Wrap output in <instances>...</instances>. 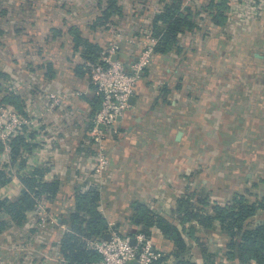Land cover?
<instances>
[{"label":"crops","instance_id":"crops-1","mask_svg":"<svg viewBox=\"0 0 264 264\" xmlns=\"http://www.w3.org/2000/svg\"><path fill=\"white\" fill-rule=\"evenodd\" d=\"M107 1L0 0V72L8 75L0 90L22 95L28 113H42L44 121L36 162L28 156L25 166H15L0 193L16 197L21 176L36 166L49 168L46 178L61 183L58 195L46 202L59 225L38 228L30 211L23 226L0 236V264H63V220L75 208L77 189L98 192L100 211L125 234L142 232L133 207L138 202L179 226L188 260L231 264L230 236L222 223L204 227L193 219L183 225L178 206L182 196L193 193L197 204L208 197V205L199 206L214 214L216 204L225 206L237 195L252 202L264 197V0H234L224 24L200 19L201 29L181 37V52L159 55L142 72L132 108L105 132L110 165L97 174L93 119L101 99L85 66L79 68L87 50L84 44L76 47L72 29L105 46L112 33L94 23ZM118 1L125 16L116 15L115 21L133 35L152 28L162 8L161 0ZM53 93L67 97L51 110ZM263 223L259 209L249 227ZM148 235L154 249L168 256L166 263L174 264L170 237L158 226Z\"/></svg>","mask_w":264,"mask_h":264},{"label":"trees","instance_id":"trees-1","mask_svg":"<svg viewBox=\"0 0 264 264\" xmlns=\"http://www.w3.org/2000/svg\"><path fill=\"white\" fill-rule=\"evenodd\" d=\"M228 2L229 0H206L203 4H197L188 3L185 0H161L162 8L152 19V34L158 38L155 53L159 56L181 52L183 50L180 43L181 37L188 31L193 32L201 29L200 19H207L206 16L214 24H224L228 19L226 14V11L230 8ZM133 4H136V2L134 1ZM202 14L205 15V18ZM1 15H3L2 8H0V17ZM116 15L119 16V19L125 16L122 12V6L118 0H108L105 9L101 12V15L97 16L94 24L101 27H107L106 25L109 22L118 24L115 21ZM74 32L76 34V47L84 44L87 50L84 53L86 63L80 65L79 68L83 69L85 66L86 70H84L89 72L91 79L92 65L90 63L100 61L103 47L100 48L97 44L86 41L73 28V36ZM2 33L3 29L0 28V34ZM7 79L8 75L0 72V86ZM163 92L168 93V88L164 87ZM0 97L4 104L10 105L23 116L27 117L29 115L25 99L16 91L3 88L2 91L0 90ZM99 97L101 99L100 94ZM26 133L27 128H24L12 139L11 163L5 165V163L0 162V189L12 181L16 174L14 167L21 168L25 166L28 162L27 154L33 153L38 146L37 143L27 140L34 137L35 132ZM1 151H3V146L0 144ZM8 166H11L10 169L7 168ZM48 171L49 168L45 166H36L32 173L23 174L21 176L23 188L16 197H3L0 193V236L8 229L23 226L28 220V213L35 211L39 201L48 202V200L51 201L58 195L61 188L60 180L47 179L46 174ZM194 197L195 194L191 193L179 199L178 218L181 224L184 225L194 219L201 226L211 227L214 221L218 220L230 236L227 250L229 258L233 261L254 260L258 264H264V223L255 228L249 227L252 216L259 209H264V197L261 200L252 202L244 195H237L231 203L225 206L216 204L214 214L207 213L204 207L199 206V204L208 205V197L198 199L199 204L195 202ZM99 199L98 192L94 190H76L75 208L63 220L67 225L59 243L63 264H89L101 258V255L90 247L87 239H101L104 238L106 233H111L114 230L125 235L118 228L109 225L108 220L99 209ZM133 207L137 211V217H139L138 223L144 226L142 232L150 234V227L158 226L174 242V264H195L185 257L187 244L182 230L175 222L154 213L144 204L135 202ZM47 209L50 212V207H47ZM38 223L37 219L38 228H42ZM57 225L48 224L46 227H56ZM167 257L162 255L154 264H168L166 263Z\"/></svg>","mask_w":264,"mask_h":264},{"label":"built area","instance_id":"built-area-1","mask_svg":"<svg viewBox=\"0 0 264 264\" xmlns=\"http://www.w3.org/2000/svg\"><path fill=\"white\" fill-rule=\"evenodd\" d=\"M233 1L229 0L228 3L234 5ZM106 26L109 27L112 37L103 46L100 61L90 63L91 81L101 95V106L93 119V133L100 149L94 168L97 174L104 173L110 165L105 148V132L112 130L119 118L132 108L131 97L136 93L142 72L158 61V55L155 53L158 38L152 34V28H145L144 33L133 35L120 29L116 23L109 22ZM115 55L118 56L117 59H114ZM50 97L52 110L60 106L67 95L53 93ZM41 115L43 114L36 112V115L29 113L25 117L10 105L4 104L0 97V144L3 146V151L0 152L1 163L5 165L11 163V141L24 128H27L26 134L35 132L34 137L27 140L39 145L41 126L44 125ZM34 152L35 150L27 156L33 159ZM36 160L37 158L33 159V163ZM46 202L39 201L35 208L38 224L42 228L48 224H59V217L48 211ZM133 239L136 241L135 244L132 243ZM87 241L90 247L101 255L99 260L89 264H154L162 256L154 249L152 238L144 232L122 235L114 230L110 239H87ZM231 264L258 263L254 260L245 262L236 260Z\"/></svg>","mask_w":264,"mask_h":264},{"label":"water","instance_id":"water-1","mask_svg":"<svg viewBox=\"0 0 264 264\" xmlns=\"http://www.w3.org/2000/svg\"><path fill=\"white\" fill-rule=\"evenodd\" d=\"M117 58H118V56L115 55V56H114V59H117ZM135 101H136V98H135V96L133 95V96L131 97V103L134 104ZM179 136H181V132L179 133ZM179 136H178V137H179ZM104 238H106V239H110V238H111V233H106L105 236H104ZM132 243H133V244L136 243L135 239L132 240Z\"/></svg>","mask_w":264,"mask_h":264},{"label":"bare ground","instance_id":"bare-ground-1","mask_svg":"<svg viewBox=\"0 0 264 264\" xmlns=\"http://www.w3.org/2000/svg\"><path fill=\"white\" fill-rule=\"evenodd\" d=\"M121 232V231H120Z\"/></svg>","mask_w":264,"mask_h":264}]
</instances>
